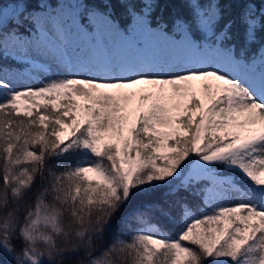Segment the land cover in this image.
I'll list each match as a JSON object with an SVG mask.
<instances>
[{"label":"snow or ice","instance_id":"obj_1","mask_svg":"<svg viewBox=\"0 0 264 264\" xmlns=\"http://www.w3.org/2000/svg\"><path fill=\"white\" fill-rule=\"evenodd\" d=\"M185 2L0 0V264H264V0Z\"/></svg>","mask_w":264,"mask_h":264},{"label":"trees","instance_id":"obj_2","mask_svg":"<svg viewBox=\"0 0 264 264\" xmlns=\"http://www.w3.org/2000/svg\"><path fill=\"white\" fill-rule=\"evenodd\" d=\"M162 10L163 17L171 24L172 20L176 17H187L189 15V9L185 0H160L159 8L157 12ZM117 12L122 13V9L117 6ZM0 187H2V180H0ZM119 216L113 218V222H117ZM171 235L175 234V230H170Z\"/></svg>","mask_w":264,"mask_h":264}]
</instances>
